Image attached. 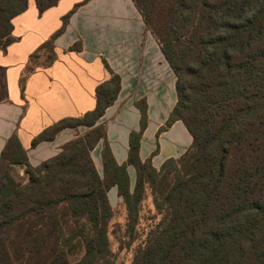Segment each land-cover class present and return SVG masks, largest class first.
I'll return each instance as SVG.
<instances>
[{
    "label": "trees",
    "instance_id": "trees-1",
    "mask_svg": "<svg viewBox=\"0 0 264 264\" xmlns=\"http://www.w3.org/2000/svg\"><path fill=\"white\" fill-rule=\"evenodd\" d=\"M35 1L40 13L59 2ZM88 1L62 17L30 56L26 73L39 66L41 52L42 66L54 62L56 38ZM133 1L176 75L177 103L158 132L181 120L191 145L159 169L152 157L142 161L149 117L142 98L136 101L140 127L131 131L128 159L119 164L99 121L115 103L121 77L104 60L110 76L96 87L95 107L49 125L32 145L66 128L83 126L84 135L37 165L16 134L2 150L0 264H75L78 256L80 264H114L109 191L116 187L134 223L146 185L164 214L133 264H264V0ZM28 2L0 0V50L15 41L12 20ZM80 49V42L70 47ZM100 141L103 175L92 157ZM129 165L136 171L133 189ZM16 166L26 168L27 183L15 179Z\"/></svg>",
    "mask_w": 264,
    "mask_h": 264
},
{
    "label": "crops",
    "instance_id": "crops-1",
    "mask_svg": "<svg viewBox=\"0 0 264 264\" xmlns=\"http://www.w3.org/2000/svg\"><path fill=\"white\" fill-rule=\"evenodd\" d=\"M83 1L59 0L40 13L36 1L29 0L26 11L13 18L15 41L0 50V154L16 134L30 162L37 165L82 135L86 131L83 128H66L53 140L32 145L33 138L49 125L95 107L96 87L110 76L105 60L121 77L118 97L99 121L107 126L114 157L119 164L127 161L130 133L140 127L136 101L145 98L149 117L140 157H151L158 147L152 162L159 168L165 158L179 157L192 136L181 120L158 132L177 101L176 75L133 0H89L81 4L54 42V62L26 73L30 56L61 27L62 17ZM79 42L80 50H70ZM172 133H184L190 141L180 145L176 136L166 145L165 138ZM102 148L100 141L92 152L96 163L102 162ZM128 172L133 185L135 168L129 165ZM115 188L110 189L109 196L113 191L117 194Z\"/></svg>",
    "mask_w": 264,
    "mask_h": 264
},
{
    "label": "rangeland",
    "instance_id": "rangeland-1",
    "mask_svg": "<svg viewBox=\"0 0 264 264\" xmlns=\"http://www.w3.org/2000/svg\"><path fill=\"white\" fill-rule=\"evenodd\" d=\"M2 41H5V38H3ZM44 53L45 52H41L38 61H36L37 64H39V66L38 65L36 66L37 68L42 66L46 62V59L44 57ZM176 103H177V101H176ZM79 127L86 130L82 134V135H84L87 132V128H85L83 126H79ZM176 131L181 132L180 130H176ZM82 135H80V136H82ZM80 136H78V137H80ZM170 136H171V138H170ZM176 136H177V142L180 145H186V141L187 142L190 141V138H189L190 136H188V140H189L188 141L186 139L184 133H183V135H181L179 133H175V134L172 133L171 135L166 136L165 144L168 145V140L170 141V139L172 140ZM191 143H192V141H191ZM191 143L188 145V147H186L184 152H186V150L189 148ZM61 149H62V147H61ZM61 149H60V151H61ZM158 152H159V150H158ZM158 152L155 155H157ZM152 156H154V154L151 155V157ZM92 157H93V154H92ZM168 158H170V157L165 158L164 161L167 160ZM176 158H178V157H176ZM93 160H94V158H93ZM145 160H142V161H145ZM94 163H95V166H96L97 170L99 171V173L101 175H103L102 162L98 160V163H96V161H94ZM155 168H157V167H155ZM159 168H157V169H159ZM25 169H26L25 167L20 168V166H16V167L12 168V174L16 177L15 179L19 183H27L28 182V175H27ZM162 180L163 179L158 180V183L160 184L162 182ZM134 184H135V181H134ZM134 184L132 185V189L134 188ZM159 189H160V191L163 190L162 185L159 186ZM113 193H114V195H113ZM113 193L109 197H110V202H111V205L113 207L114 212H113V217L110 221L109 228H108L110 249H111V252L113 254L112 259H113L114 264H133V261L135 259L137 252L141 248H144L146 240L149 237L151 231L156 229L158 222L160 221L161 217L164 214V208H162L161 210L158 209V207L156 206V202H155V193L151 187L146 185L145 190H144V194H143V198L139 204L137 220L133 223V222L129 221L128 211H127L126 206L123 202V199L121 197H119L118 193L116 194V191H113ZM78 257L73 258L75 264H80L77 261ZM257 263L258 262L255 263L254 261L250 262V264H257ZM17 264H18V262H17Z\"/></svg>",
    "mask_w": 264,
    "mask_h": 264
}]
</instances>
